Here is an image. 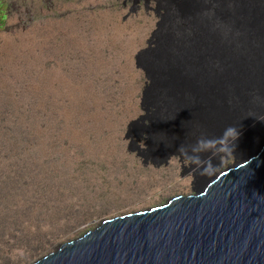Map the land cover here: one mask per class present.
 I'll use <instances>...</instances> for the list:
<instances>
[{
	"label": "rangeland",
	"instance_id": "1",
	"mask_svg": "<svg viewBox=\"0 0 264 264\" xmlns=\"http://www.w3.org/2000/svg\"><path fill=\"white\" fill-rule=\"evenodd\" d=\"M121 3L0 0V257L9 264L193 194L187 162L139 157L136 128L125 139L143 114L134 58L157 19Z\"/></svg>",
	"mask_w": 264,
	"mask_h": 264
},
{
	"label": "bare ground",
	"instance_id": "2",
	"mask_svg": "<svg viewBox=\"0 0 264 264\" xmlns=\"http://www.w3.org/2000/svg\"><path fill=\"white\" fill-rule=\"evenodd\" d=\"M121 7L127 8V14L151 13L157 19L146 47L134 58L145 81L140 99L143 114L129 123L125 139L136 138L132 143L137 155L158 165L170 159L187 162L177 152L181 144L194 145L201 134L219 137L232 126L240 133L236 160L209 176L199 175L202 168L193 172L195 166L187 162L194 180L192 195L103 220L32 264L105 222L150 213L174 199L202 196L219 176L249 166L264 150V0H122ZM133 128L138 132L132 137ZM140 140L142 147L136 146ZM209 155L201 154V159ZM212 163L219 166V157ZM0 264H9L5 256Z\"/></svg>",
	"mask_w": 264,
	"mask_h": 264
},
{
	"label": "water",
	"instance_id": "3",
	"mask_svg": "<svg viewBox=\"0 0 264 264\" xmlns=\"http://www.w3.org/2000/svg\"><path fill=\"white\" fill-rule=\"evenodd\" d=\"M37 264H264V150L202 196L105 222Z\"/></svg>",
	"mask_w": 264,
	"mask_h": 264
},
{
	"label": "clouds",
	"instance_id": "4",
	"mask_svg": "<svg viewBox=\"0 0 264 264\" xmlns=\"http://www.w3.org/2000/svg\"><path fill=\"white\" fill-rule=\"evenodd\" d=\"M239 131L237 128L227 127L219 137H207L201 134L194 145L187 147L181 144L177 152L180 157H183L189 165H194L193 172L203 169L199 172L201 176L213 175L217 171V166L212 163L213 158L219 157L220 160H226L231 157L234 158L233 153L236 148V141L239 138ZM189 150L191 155H189ZM209 153L206 159H201V154Z\"/></svg>",
	"mask_w": 264,
	"mask_h": 264
}]
</instances>
